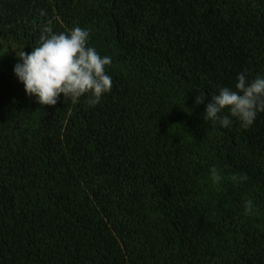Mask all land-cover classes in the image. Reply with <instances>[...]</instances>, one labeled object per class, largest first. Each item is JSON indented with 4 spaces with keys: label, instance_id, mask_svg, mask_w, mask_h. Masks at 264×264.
<instances>
[{
    "label": "trees",
    "instance_id": "trees-1",
    "mask_svg": "<svg viewBox=\"0 0 264 264\" xmlns=\"http://www.w3.org/2000/svg\"><path fill=\"white\" fill-rule=\"evenodd\" d=\"M77 26L112 59L95 106L41 105L0 53V264H264V112L203 116L264 74V0H0L11 52Z\"/></svg>",
    "mask_w": 264,
    "mask_h": 264
},
{
    "label": "clouds",
    "instance_id": "clouds-1",
    "mask_svg": "<svg viewBox=\"0 0 264 264\" xmlns=\"http://www.w3.org/2000/svg\"><path fill=\"white\" fill-rule=\"evenodd\" d=\"M89 37L90 30L78 26L68 32L46 29L30 52L23 49L16 52L18 61L13 71L26 94L34 96L41 105H56L60 94L73 102L90 94V105L100 103L113 85L112 77L106 71L112 59L91 46ZM204 100L205 95L197 103ZM261 112H264V74L249 80L245 72H240L234 88L222 86L211 95L203 116L205 121L218 123L224 128L230 127L232 118H235L247 129ZM211 172L215 180H220L218 169L213 167ZM232 179L244 180L246 177L233 176ZM245 210L248 213L253 211L251 200L245 201Z\"/></svg>",
    "mask_w": 264,
    "mask_h": 264
},
{
    "label": "rangeland",
    "instance_id": "rangeland-1",
    "mask_svg": "<svg viewBox=\"0 0 264 264\" xmlns=\"http://www.w3.org/2000/svg\"><path fill=\"white\" fill-rule=\"evenodd\" d=\"M14 51H10L7 48V45L4 41H0V53L5 55L6 58H8V60L12 63V65L14 66L15 63H17L18 61V57L16 55V52H19L20 50H22V48H20L17 44H15L13 46ZM24 50V49H23ZM0 68H2V65H0ZM12 79H16V75L14 74V72H12Z\"/></svg>",
    "mask_w": 264,
    "mask_h": 264
}]
</instances>
